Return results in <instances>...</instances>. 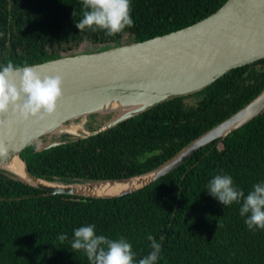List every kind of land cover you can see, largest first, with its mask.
Returning <instances> with one entry per match:
<instances>
[{
    "label": "trees",
    "instance_id": "obj_1",
    "mask_svg": "<svg viewBox=\"0 0 264 264\" xmlns=\"http://www.w3.org/2000/svg\"><path fill=\"white\" fill-rule=\"evenodd\" d=\"M227 1L131 0L134 26L106 37L76 28L80 0H0V66H32L143 42L194 25ZM263 90L261 60L103 133L50 149L33 145L21 157L35 176L54 182L143 175L168 164ZM218 174L230 175L246 194L264 181V111L159 181L119 197L46 195L0 170V264H88L70 250L73 230L88 224L98 235L125 237L137 260L150 252L151 234L162 245L158 264H264V231H249L240 205L222 206L206 192ZM60 234L68 237L63 244Z\"/></svg>",
    "mask_w": 264,
    "mask_h": 264
},
{
    "label": "water",
    "instance_id": "obj_2",
    "mask_svg": "<svg viewBox=\"0 0 264 264\" xmlns=\"http://www.w3.org/2000/svg\"><path fill=\"white\" fill-rule=\"evenodd\" d=\"M261 60H264V0H228L208 18L163 36L32 65L41 78L59 76L62 79V98L55 112L43 118L21 120L11 112L0 116V121L4 122L0 124V170L47 192L46 195L114 198L140 190L259 116L264 111V90L168 164L143 175L100 182H54L35 176L21 155L33 145L42 150L69 141L47 142L52 134L62 139L67 137L63 134L78 135L79 129L84 127L67 125L73 120L117 113L115 119L105 121L102 128L77 139L97 135L161 104L194 95L232 70ZM113 104L119 107L110 110ZM15 157L25 164L27 177L7 167ZM142 179H145L144 184L116 195H83L75 191L78 186ZM35 181L45 184H35Z\"/></svg>",
    "mask_w": 264,
    "mask_h": 264
},
{
    "label": "clouds",
    "instance_id": "obj_3",
    "mask_svg": "<svg viewBox=\"0 0 264 264\" xmlns=\"http://www.w3.org/2000/svg\"><path fill=\"white\" fill-rule=\"evenodd\" d=\"M82 19L75 26L79 32H103L106 37L121 34L134 26L131 0H80ZM76 16V11L73 12ZM59 76L41 78L33 67L17 66L9 61L0 66V116L11 112L21 120L51 115L62 98ZM0 121V124H3ZM207 193L222 206L240 205L239 214L251 232L264 231V181L252 186L247 194L227 174L215 175L206 185ZM63 244L68 237L58 235ZM163 239V237L161 238ZM150 252L137 260L132 244L125 238H108L97 234L88 224L73 230L70 250L82 253L88 264H158L162 245L151 234L147 236Z\"/></svg>",
    "mask_w": 264,
    "mask_h": 264
},
{
    "label": "bare ground",
    "instance_id": "obj_4",
    "mask_svg": "<svg viewBox=\"0 0 264 264\" xmlns=\"http://www.w3.org/2000/svg\"><path fill=\"white\" fill-rule=\"evenodd\" d=\"M118 104H113L109 109L118 108ZM122 109V108H120ZM11 171L23 176L27 177L26 167L25 164L19 157H15L7 166ZM35 184H45L41 181L34 182ZM145 183V179L142 180H135V181H125L121 183H103V184H96V185H85V186H78L75 188V191L79 194L83 195H116L118 193L130 190L132 188H136L141 184Z\"/></svg>",
    "mask_w": 264,
    "mask_h": 264
},
{
    "label": "rangeland",
    "instance_id": "obj_5",
    "mask_svg": "<svg viewBox=\"0 0 264 264\" xmlns=\"http://www.w3.org/2000/svg\"><path fill=\"white\" fill-rule=\"evenodd\" d=\"M117 113H107L105 115H90L87 116L86 118H81V119H76L75 121L73 120L72 122L67 123V125H69L70 127H74V128H78L80 125L83 126V129H79L78 131V135L74 136L71 134H63V135H67V137H63L62 138H57L55 134L51 135V138H47L46 141L47 142H53V141H67V140H74L77 139L81 136H85L86 133L92 132L91 130H98L100 128L103 127L104 122L109 121L111 118L114 120L115 117L117 116ZM114 117V118H113ZM45 141V140H44ZM45 145L47 143H44Z\"/></svg>",
    "mask_w": 264,
    "mask_h": 264
}]
</instances>
